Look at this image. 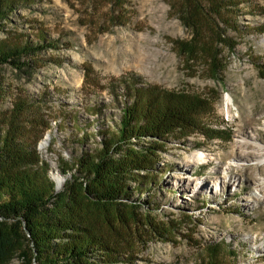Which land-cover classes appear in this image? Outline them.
<instances>
[{"label": "rangeland", "instance_id": "374dc122", "mask_svg": "<svg viewBox=\"0 0 264 264\" xmlns=\"http://www.w3.org/2000/svg\"><path fill=\"white\" fill-rule=\"evenodd\" d=\"M23 3L2 22L0 43L56 47L31 57L30 75L0 69V117L19 109L56 192L64 186L54 178H70L60 159L73 163L99 145L95 136L118 125L131 102L127 90L156 88L198 107L189 122L199 129L132 139L162 146L151 193L157 211L123 212L104 230L131 259L117 264H207L213 246L220 264H264V0ZM240 150L245 164L233 167ZM199 152L203 162L194 161Z\"/></svg>", "mask_w": 264, "mask_h": 264}, {"label": "trees", "instance_id": "16d2710c", "mask_svg": "<svg viewBox=\"0 0 264 264\" xmlns=\"http://www.w3.org/2000/svg\"><path fill=\"white\" fill-rule=\"evenodd\" d=\"M23 2L26 0H0V27ZM55 47L44 39L3 41L0 69L11 66L30 75L34 67L31 57ZM133 90V95L126 91L131 102L122 109L119 124L95 136L100 138L97 147L82 151L73 163L60 159L61 174L70 175L60 192L49 177L48 164L40 165L39 137L28 139L19 109L13 116L0 117V264L14 260L19 264H117L131 260L122 258L126 253L120 252L104 230L115 229L113 221L123 212L135 217L144 209L157 211L151 193L159 185L155 172L157 148H162L154 141L153 146L137 147L132 139L163 138L199 129L189 122L198 113L190 97L164 94L156 88L136 86ZM25 101L21 113L30 108ZM39 120L47 128L46 121ZM30 125L38 126L35 120ZM86 140L83 135L79 144ZM144 195L147 198L142 201ZM219 254L217 247H211L207 264H220Z\"/></svg>", "mask_w": 264, "mask_h": 264}, {"label": "bare ground", "instance_id": "6f19581e", "mask_svg": "<svg viewBox=\"0 0 264 264\" xmlns=\"http://www.w3.org/2000/svg\"><path fill=\"white\" fill-rule=\"evenodd\" d=\"M227 98H228V101H229V102H233L231 96L227 95ZM48 141H49V140L44 141V142H42V144H41V150H42L43 152H46V151H45V148H46V146L48 145ZM239 148L241 149V147H239ZM243 157H245L244 152H243L242 150H240V152H239V154H238V158H239L240 160L235 161V163L233 164V167L244 165V164H245V163H244V160H242ZM204 160H206V155H204V153L199 152L197 155H195L194 161H196V162H203ZM54 179H55V181L57 182V187H58V189H61L62 186H64V185H63L64 182H63V180L61 179V177L57 175ZM253 194L255 195V192H253ZM251 201H252V200L250 199L249 202H251Z\"/></svg>", "mask_w": 264, "mask_h": 264}]
</instances>
